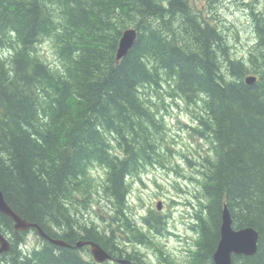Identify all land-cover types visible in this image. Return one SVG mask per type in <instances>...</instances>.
Segmentation results:
<instances>
[{"label":"trees","instance_id":"16d2710c","mask_svg":"<svg viewBox=\"0 0 264 264\" xmlns=\"http://www.w3.org/2000/svg\"><path fill=\"white\" fill-rule=\"evenodd\" d=\"M262 2L246 4L254 42L244 58L189 0H0V188L10 206L52 238L89 235L113 253L118 243L119 256L143 254L126 243L156 246L168 219L156 209L129 216L132 182L152 166L177 171L166 111L184 101L194 106L193 130L211 145L182 154L197 175L195 238L182 261L163 245L156 252L164 264H215L227 206L234 228L260 232L257 252L234 254L233 264H264ZM131 27L135 43L118 60ZM46 40L57 66L40 52ZM94 191L111 209L100 223L84 212ZM2 221L0 231L16 235L13 220ZM30 231L39 235L18 231L5 264H100L40 235L41 245L26 250Z\"/></svg>","mask_w":264,"mask_h":264},{"label":"rangeland","instance_id":"374dc122","mask_svg":"<svg viewBox=\"0 0 264 264\" xmlns=\"http://www.w3.org/2000/svg\"><path fill=\"white\" fill-rule=\"evenodd\" d=\"M251 1L255 0H212L211 3L210 0H189L203 18L211 23H218L229 36L233 56L244 58L247 57L254 42L253 22L250 11L246 9L248 7L246 4ZM263 4L264 2L261 3ZM40 52L52 65L59 64L51 40H46L40 45ZM169 103L171 106L166 111V121L169 127L168 137L176 152L174 162L179 164L177 171L159 166L149 167L141 174V179L132 182L129 196L128 214L136 221L149 210H157L158 201L163 203L160 212L168 219V233L153 236L156 246L134 245V248L147 254L146 258L152 264H162L160 253L156 252V248L162 250V245L165 247V254L169 253L171 258L177 261H182L186 250L192 246L195 233L190 225L194 222L196 207L191 204L196 205V200L191 198V192H198V184L193 180L197 175L187 166L182 154L190 156L205 154L211 147L207 139L201 138L193 130V127L197 126L196 118L192 113L194 106L187 105L184 101H178V105L172 101ZM95 174L100 176V181L104 177L102 168L98 172L96 170ZM96 178L98 181L99 178ZM105 204L104 196L94 191L92 207L89 206V211H84L87 218L90 217L93 222L100 223L101 215L106 216L111 213V209ZM41 243L40 237L34 231H30L23 247L28 250L40 246Z\"/></svg>","mask_w":264,"mask_h":264},{"label":"water","instance_id":"95a60500","mask_svg":"<svg viewBox=\"0 0 264 264\" xmlns=\"http://www.w3.org/2000/svg\"><path fill=\"white\" fill-rule=\"evenodd\" d=\"M137 37V30L133 27L127 28L121 37L119 47L117 50V59H122L130 50L135 43ZM249 84L254 83L257 80L255 75H250L245 78ZM162 201L157 203L159 209L162 208ZM0 212L10 216L17 229L26 230L31 227H36L41 236L49 239L51 242L60 245L68 246V243L60 238H52L48 235L44 229L38 224L29 222L22 218L7 202L3 191L0 188ZM260 238V232L252 227L247 226L236 229L233 226V218L227 206L224 208L222 224H221V239L219 240L216 251L214 252L213 258L215 264H233L232 255H254L258 250V243ZM90 243L92 245V253L95 259L99 262H103L110 257L109 253L98 243L93 241L79 242ZM11 248L10 242L0 232V254L9 251ZM124 263H129V260H121Z\"/></svg>","mask_w":264,"mask_h":264},{"label":"flooded vegetation","instance_id":"af4514ba","mask_svg":"<svg viewBox=\"0 0 264 264\" xmlns=\"http://www.w3.org/2000/svg\"><path fill=\"white\" fill-rule=\"evenodd\" d=\"M158 212L162 216V213L160 211H158ZM3 215H5V214L0 212V221L2 222V224L5 223L4 221H2L3 220ZM164 216L166 217V215H164ZM14 227H15V225H14ZM145 229L148 232V229L146 227H145ZM15 230H16V233H15L16 235H12L11 233H8V234L5 235L7 237V239L9 240L11 245L17 239V232L19 230H17V229H15ZM152 234H154V233H151V235ZM87 236H88V238H86L84 240L83 239L69 238L68 241H67V243H68L67 248L70 251L78 253L79 255H81V256H83V257H85L86 259L89 260V259H94L93 254H92V245L90 243H82V245H79V242H82V241L83 242L94 241L93 238H91L89 235H87ZM116 244L119 246L118 243H116ZM116 244L113 245V249L115 251L114 253L111 252L110 250H107V249L104 248L109 253L110 257L108 259H106L104 262L100 263V264H104V263H106V264H152L149 260H147V258H146L147 254H145V253L140 254V253H136V252L130 251L131 252V256H128V255L119 256V250H120L119 247L120 246L118 247ZM131 246H133V248H134V245L131 242H127L126 245H125V247H128V250H131ZM120 248H122V247H120ZM125 259L129 260L130 262L129 263H124V262L121 261V260H125ZM160 262H162V260ZM0 264H5L4 261L1 258H0Z\"/></svg>","mask_w":264,"mask_h":264},{"label":"bare ground","instance_id":"6f19581e","mask_svg":"<svg viewBox=\"0 0 264 264\" xmlns=\"http://www.w3.org/2000/svg\"><path fill=\"white\" fill-rule=\"evenodd\" d=\"M224 212V211H223ZM222 218H223V214H222ZM237 229V228H236ZM220 231H221V228H220ZM221 234V233H220ZM220 239H221V236H220Z\"/></svg>","mask_w":264,"mask_h":264}]
</instances>
